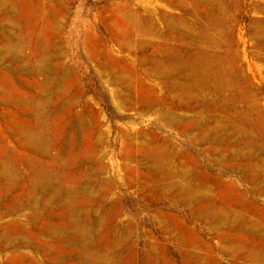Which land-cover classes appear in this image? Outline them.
<instances>
[{"label": "bare ground", "instance_id": "obj_1", "mask_svg": "<svg viewBox=\"0 0 264 264\" xmlns=\"http://www.w3.org/2000/svg\"><path fill=\"white\" fill-rule=\"evenodd\" d=\"M25 1L31 0H0V67L34 80L18 81L23 96L0 77V106L19 109V124L7 126L17 153L0 135V219L24 216L55 250L34 243L14 223L0 224V254L6 256L0 264H37L29 252L40 254L41 264H138L135 236L143 240L140 264H172L167 248L150 231H140L145 221L127 212L126 195L113 185L121 172L120 187L132 192L133 201L186 209L212 232L222 257L232 264H264V208L252 197L264 202V0L103 6L100 14L110 18L100 17L98 25L118 50H152L138 65L148 67L147 79L159 82L160 98L141 81L133 84L127 67L101 48L92 23H85L79 40L112 108L153 112L154 124L199 146L200 154L237 181L212 175L189 151L132 123L117 132L124 165L108 158L104 117L89 100L79 101L80 78L63 50L60 22L72 0H45L54 8L43 13L39 34L18 23ZM240 23L246 39L237 35ZM52 116L62 122L49 126ZM151 220L172 242L180 264H218L213 248L174 215L163 212Z\"/></svg>", "mask_w": 264, "mask_h": 264}, {"label": "rangeland", "instance_id": "obj_2", "mask_svg": "<svg viewBox=\"0 0 264 264\" xmlns=\"http://www.w3.org/2000/svg\"><path fill=\"white\" fill-rule=\"evenodd\" d=\"M116 1H118V0H112V1L111 0H72L70 5L67 7L65 12L63 13V16H62V19L60 22V35L62 36L61 39L63 42V50L67 54L66 63L71 66L73 73L76 76H78V80L80 78V80L78 81L79 84L77 85L78 88L82 89V94L79 97V101L81 102L82 100H84V101L89 100L91 105L94 106V109L100 114V116L104 117V121H103L104 126H105L104 128H106V132H107V136L105 139V142H107V145L105 146V150L108 153V158H111V157L115 158L117 160L118 164L124 165V163H122V161L119 160L120 145H121V143L123 144V142H121V140L119 139L117 132L120 128L124 129V130H128L129 127L131 126L130 123H132V124H134L135 128H137L136 130H139V129L140 130H150L153 133H155V135L159 139L172 141L178 150L189 151L192 155L198 157V159L202 163L204 162L205 166L209 169V172L211 174L213 173L212 175L217 176V174H220V177L223 180H226V181L227 180H235V181H237L236 177H234L230 174L228 175V173L224 170H219L218 166H215L205 156L200 154L201 148L199 146L190 144L189 140L186 139L185 137L173 138L172 133L169 131L168 128L162 127V126L159 127L156 124H154L156 116L153 112L152 113L148 112L145 115H141L136 111L118 112L116 109H114L110 106L109 99L107 96L108 94H106V92L101 88V86L99 84V80H98V78L94 72L93 67L91 66V64L89 62H87L88 60H87V56H86L85 51L82 50V48L80 47L79 40H80V38H82L81 35H82L83 30L86 27V24H88V26H89V24L92 23V25L95 26L93 33L98 37L101 48H103V50H105L107 52V54L110 56L111 59L114 58L116 60H119L125 67H127L128 74L132 77V79H134L133 84H135L136 81H141L144 84V86L150 87L154 90L156 97L160 98L163 95V92L160 91L158 89L159 87L157 86L159 84V82H157V81L154 82V81L146 78L145 73H144V69L146 71V69L148 67L144 66L145 68L142 67L143 69H141L140 66L138 65L139 60L141 58H146V56H148V55L150 56L152 50H150V49L139 50L135 46L134 47L130 46L129 48H127L123 51L122 50L120 51V50H118V48L116 46H114L110 42V40L106 36L105 31H103L99 27L98 20L100 17H105L106 19L110 18V14H108V13H101L100 14L101 8L103 6L110 8L114 4H120V5L126 4L129 7H131L132 9H135L138 0H130V1L129 0H122V1H120L121 3L116 2ZM143 1H145L146 3H149L151 5L161 7V4H159V2L157 3L156 0H143ZM122 2H123V4H122ZM53 8H54V6L52 4L46 2L45 0L25 1L20 8V15L21 16L18 19V23L20 20L22 22L19 24L21 27L32 28V30L35 31L34 32L35 34H39L42 31L41 28H42L43 24H45V22H46L45 19L43 20V17H42L43 13L45 11H48V10L53 11ZM173 13L177 14L178 12L175 11ZM26 14H28V15H26ZM38 19H39V21H38ZM243 25H245V23L239 24V28H238L239 31H238L237 35L242 37L243 39H246L243 36L244 35V31L242 29ZM100 30H102V31L100 32ZM148 38L145 37L142 40H144L145 42H150L153 40L155 42H160V40H158V39H155V38L154 39H151V38L148 39ZM135 39L138 40L139 37H136ZM245 47L247 49L246 44H245ZM143 54H145V55H143ZM124 63H126V64H124ZM74 67H75V69H74ZM0 77H4L6 79L5 83L7 84V86L12 88L13 90L15 89V90L19 91V93H21V95H23V96H26L27 92L23 88H21L20 85H18L19 84L18 81L20 80L23 84L26 83L25 85L34 81L31 78L29 79L28 77H25V76L8 74V72L4 68H1V67H0ZM84 101H82V102H84ZM12 108H2L0 106V135L3 139V141L5 142L4 145L9 150H12V151L14 150L16 152L15 143L13 140H11L9 138V134L7 132V126L19 124V114H18L19 109L14 108V107H12ZM59 122H62V121L59 120L58 118H54L52 116V119L50 121L49 126H57V124ZM164 128H166V129L164 130ZM51 132H52V127L50 129V133ZM54 139H55L54 136H52L51 140H52L53 144L55 143ZM125 165H129V164L126 163ZM114 175H115V173L111 171L110 176H114ZM120 175L122 176L123 172L119 173L117 175V177L113 178V185H114V188L117 192L120 191L121 193L126 195L127 202H128L127 212L134 210L136 215H137L136 217H138L137 218L138 222H142V220L145 221V227L141 228L140 231H144V230L150 231L153 239L156 240L157 242L161 243L162 245H164L167 248L166 256L172 262V264H180L179 263L181 261L180 257L178 255H176L175 247L173 246V244L170 241V239L168 238V236L162 235L158 231L160 228L159 225H156V223L153 222L152 220L149 221V218L151 215H159L163 212L164 213H170V214L174 215L181 222H183L187 227H190L191 229H193L197 233V235L199 236V238L201 239V241L203 243H205V244H207L213 248L212 256L217 260L218 264H232L231 258L224 257V256L222 257L221 254L216 252L218 244H217V241L215 240L212 232H208L206 229H204V227L202 225H200L199 223L197 224V222L192 221L190 218V214L186 209L183 210L182 208H179V207L165 205V204H167V201H158L157 203L154 204L155 206H149L146 202H143V201H142L143 203L141 201L140 202L135 201V200L133 201L132 199H134V196L130 195L132 192L127 188L120 187V182H121ZM239 185H240L239 186L240 190H242L248 194L250 193L249 192L250 188L245 183L239 182ZM15 195H16V193H13V194L11 193L10 196L14 197ZM252 197L258 206L264 208V202H262L261 199L259 200V198H257V196H255V195H253ZM25 214L27 216H30L28 212H25ZM7 218H9V219H7ZM6 223H14L17 226L23 228L25 231L30 232L32 237H33V240L35 241V242L33 241L34 243H43V244L50 246L51 249L55 250V245L48 238L46 239L45 237L41 236V234L39 232L37 233V229H35L33 231V229H34V228H32L33 226H30L29 225L30 223L28 224V222L25 221L24 216H18L17 215V216H12V217L11 216L6 217V218H4V220L0 219V224H6ZM134 241H135V243L137 245V249H138V257H139L138 258L139 259L138 264H140V259L142 258L141 257L142 256L141 251H143V248H141L143 246V240L142 239L140 240L139 238H137L135 236ZM212 242H213V244H212ZM18 254H8L7 256L12 257V256L18 255ZM3 255L4 254H0V262L5 261L6 256H3ZM35 255L33 252H29L28 254H26V256L32 258L37 264H41L40 254L36 253Z\"/></svg>", "mask_w": 264, "mask_h": 264}]
</instances>
